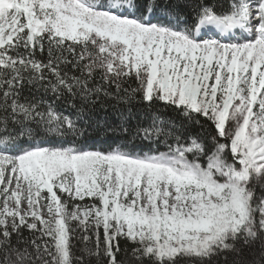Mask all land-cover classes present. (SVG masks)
<instances>
[{
    "label": "snow or ice",
    "instance_id": "1",
    "mask_svg": "<svg viewBox=\"0 0 264 264\" xmlns=\"http://www.w3.org/2000/svg\"><path fill=\"white\" fill-rule=\"evenodd\" d=\"M0 264H264V0H0Z\"/></svg>",
    "mask_w": 264,
    "mask_h": 264
},
{
    "label": "trees",
    "instance_id": "2",
    "mask_svg": "<svg viewBox=\"0 0 264 264\" xmlns=\"http://www.w3.org/2000/svg\"><path fill=\"white\" fill-rule=\"evenodd\" d=\"M97 147H100V148H105V147H108V144H105V143H99L96 145ZM112 146H115V145H112ZM164 149L161 148V151H163Z\"/></svg>",
    "mask_w": 264,
    "mask_h": 264
}]
</instances>
